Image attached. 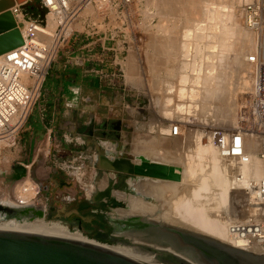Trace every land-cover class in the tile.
Masks as SVG:
<instances>
[{"label": "rangeland", "instance_id": "rangeland-1", "mask_svg": "<svg viewBox=\"0 0 264 264\" xmlns=\"http://www.w3.org/2000/svg\"><path fill=\"white\" fill-rule=\"evenodd\" d=\"M190 1V5L189 3L186 7L180 5V10L177 9V12H175V10L173 11L174 13H166L165 15L159 12L158 0H135V4L132 5L129 14V24L131 29L127 35L125 52H123L122 55L123 71L121 72V76H119V82L124 88L125 101L123 111H121L120 107V110H118L119 112L121 111V118H123V132L121 133L122 135L117 138H115L114 135L109 137L110 142L117 147L115 151L113 150L116 154L124 153L131 159H135V155H145L147 158L156 160V158L153 159L154 154L150 157H148L147 154L150 151H152L150 153H153L160 149H165L163 151L167 152L166 148L174 155V157H176L178 152L182 153L181 149L177 152L175 146V141L179 140H171V142L169 140L166 141L164 138H169L173 134L168 136L162 134L159 130L164 122L171 120L161 114V109L163 107L162 103L164 97L169 96V89L174 88L176 85V73L179 69L178 63H180V47L178 48L177 45L180 44L182 31L187 27L192 28L194 24L193 21L199 22L203 19L205 20L208 13L212 12L211 9L216 10L217 6L224 7L218 8L220 11L218 18H216L221 29H219V36L216 39L217 53H215L216 55L212 60L213 63L210 69L212 72L209 77L210 80L205 78L203 82L206 84L202 83V85H199L198 90H200L201 94L200 97L198 96L196 98L199 101L196 100L197 105L194 108L196 113L192 112L194 115L189 119V126L194 125V129L196 127L200 128V130L202 128L205 130L204 132L208 130L213 132L214 130L222 128L229 130L235 128V126L255 130V127L258 125L257 120L253 117L250 106V101L252 99L251 96L254 92L252 90L253 86L251 84V78L247 76L249 67L243 62V57L255 49L256 39L255 36L245 27L244 16L239 10V6L243 5L244 1L256 3L259 0ZM210 4L213 7H210ZM187 7L188 9H186ZM205 22H207V19ZM164 35L165 37L167 36V40L161 48V46H159V41ZM152 43L155 45L153 46ZM236 54H238V56L240 55V58L236 56ZM148 61L150 63H148ZM236 66L237 68L240 67L238 70L239 72L236 70ZM232 72L234 73L232 74ZM230 74L231 77L229 79ZM240 74L242 79L239 78ZM228 81H231V84H229ZM48 83L49 81L45 80V87L49 85ZM210 86L211 88L209 89ZM202 87L204 91L202 90ZM169 94L171 95L169 97L174 96L173 91ZM230 105L232 107V114L236 120H234L236 125L231 124V115L229 113ZM169 123H173V120ZM23 130L20 134H22ZM191 131V128L189 129L187 127L182 133V136H188L189 134L190 138V134L193 133ZM99 138L104 139L102 136ZM251 139L253 142H257L254 136H252ZM142 140L147 141V143ZM46 142L48 143L47 146ZM170 147L172 150H170ZM258 147L259 145L257 142L256 148L258 149ZM18 149L15 140L7 141L6 147L0 150V202L5 201L10 204L13 202L25 204L21 201L22 198L20 197V193L24 191L29 192L28 203L46 208L45 216L43 218L45 221L59 222L66 226L69 231H79L89 240H95L109 246H125L114 241H101L94 236L88 235L92 229L79 228L75 224L74 217H70L68 220H60L55 216L54 211H47L49 206L60 209L64 206V203L70 208L79 200L89 198L91 192L95 188H103V186L106 185V176L99 175L101 172L91 165V161L95 158L93 156V148L84 152H67L66 156L60 155L61 160H67L76 155L78 161L81 163L85 161L84 165L77 169L67 165L63 167L60 173H52L53 169L50 167L49 162L52 158V154H56V149L47 139H45L44 142L36 144L34 149L35 164L27 169V173L24 175L18 173V171L22 173L18 161ZM45 149H48L47 155L44 153ZM173 155L172 158H174ZM168 163H173L181 168V178L179 180V182H181L182 164L179 162L176 163L173 160L170 162L168 161ZM52 175L61 178L63 182L59 183L58 186H55L51 181ZM129 181L130 178H127V182ZM231 188L232 189H230V193H228L227 196V203H225L228 210H232V208L234 209L236 201L241 200V202H243L245 199L238 195L241 188ZM129 189V192L133 193L132 188L129 187ZM231 191L232 193L235 192L232 194ZM117 193L121 194L120 192L115 191L114 194L117 197ZM133 196L138 197L139 195ZM233 196L238 199H235V201L233 200L234 203L231 201ZM139 197L153 205L159 204L155 196L152 194L141 193ZM121 200L123 202L122 208H127L125 206L126 201L123 198H121ZM224 208L225 207L221 206L220 210H223ZM118 210V208H112L107 210V212L109 216L116 218L115 212H117L118 217H120ZM159 210L166 211L167 208L165 209V207H163L162 209L157 207L155 209L156 215H159ZM223 213L224 212H221L220 215L222 216ZM148 217L151 219L154 218L153 220L155 221L158 220H156L154 216L151 217L148 215Z\"/></svg>", "mask_w": 264, "mask_h": 264}, {"label": "bare ground", "instance_id": "bare-ground-1", "mask_svg": "<svg viewBox=\"0 0 264 264\" xmlns=\"http://www.w3.org/2000/svg\"><path fill=\"white\" fill-rule=\"evenodd\" d=\"M189 1L190 0H158L159 12L164 15L166 13H174L173 11L175 10V12H177V9L180 10V7L182 5H184L185 7L188 6ZM210 7L213 6L211 5ZM218 8L224 7L217 6L216 10L211 9L212 12H209L210 14L208 13L207 18H205V20L207 19V22H205L204 19V21L202 20L199 22L193 21L194 24L192 28H188L186 26L187 28L182 31L181 39L179 38L180 44L178 43L179 45H177L178 48L180 47V63H178L179 69L176 73V85L174 86V88L169 89L170 92H174V96L169 97L171 96L169 94L170 92H168L169 96H163L164 99L162 103L163 107L161 109V114L171 120H167L166 122H164L159 130L162 134L170 136L173 134V126L177 125L179 128L180 135H172L173 137L170 136L173 139L170 137H165L164 139L166 141L169 140L170 142L171 140H179L175 141V146L177 152L181 149L182 153L178 152L176 157H174V155L170 153V151H168L166 148L167 152L163 151L165 149H160L159 151L156 150L153 153H150L152 152L150 151V154H147L148 157L154 154L153 159L156 158L157 161L170 162L173 160L176 163H181L183 166L182 181L164 182L152 181L148 179L136 180L133 182L134 188L138 192H141L143 194L149 193V195H154L159 204L153 205L145 201L143 198H140L139 196L135 197L133 195H124L122 193H117L118 197L123 198L127 204L126 209H119L118 212L120 214V217H122L123 215H129L144 216L147 219H151L148 217V215L151 217L154 216L156 220L158 219L157 221L177 226L186 230H190L195 233L206 235L220 240L224 243H227L229 245H234V243L231 241L227 234L228 220H225L224 217H222L220 214L221 212H226L225 218H227L228 215H234L232 211L230 212L231 209H226L227 206L225 205V203H227L226 201L228 199V193H230L229 191L230 189H232L231 187L237 189L241 188L242 191V189L247 185L250 179L257 180L262 177L264 172V164L258 157L259 147L258 149L256 148L257 142H253V140L251 139L252 135L245 134L246 136L244 138V149L247 156H249V160L247 162H237L233 159H224L219 155V151L215 144L212 131L210 132L208 130L204 132L205 130H203L202 128L200 130V128L196 127L195 131L193 127L194 125L189 126V119L192 115H194V113L192 112H195L194 108L197 105L196 100L198 99L196 98L198 96L200 97L201 94L200 90H198L199 85H202V83H204L203 81L205 80V78H207V80H210L209 77L212 73L210 70L213 63L212 60L216 55L215 53H217L216 39L219 36L220 29V24L216 20V18H218L219 16L220 11ZM186 9H188V7ZM54 24V20L50 15L47 16L45 27L42 28L35 26L31 22H26L22 33L25 35L30 34L32 36V40L30 42V45L28 46V50L26 51V53L29 54L34 61L41 62L43 60L46 48L50 46L52 37L51 33L54 28ZM166 40L167 36L165 37V35L160 38L159 46H161V48L164 46ZM153 43L152 45L154 46L155 44ZM173 54L175 55V53ZM236 56H238V54H236ZM148 63L150 62L148 61ZM238 65L240 66L239 63ZM239 68H237L236 66L237 71L239 70ZM233 73L234 72H232V74ZM230 77L231 74L229 75V79ZM241 77L242 76L240 74L239 78ZM230 82L231 81H228L229 84H231ZM210 88L211 86L209 87V89ZM229 113L231 115V124L234 125L236 122H234L235 118L232 114L231 105L229 107ZM172 120L173 123L170 124L169 122H171ZM187 127L189 129L191 128V132H193L192 134H190V138L189 134L188 136H182V133ZM233 129L234 128H231L229 130ZM186 137L189 139H187ZM142 141L147 143V141L145 140ZM6 145L7 141L0 142V150L4 149ZM47 145L48 143L46 142V146ZM170 150H172L171 147ZM44 153L45 155H47L48 149H45ZM172 155L174 158H172ZM241 191L238 193L239 197L243 195V191ZM29 195V192L26 191L20 193V197L22 198L21 201H23V203L25 204L14 202L10 204L5 201H2L0 203L9 206L28 205L31 204L28 203ZM221 206L225 207L223 209L224 211L220 210ZM157 207H160L162 209L163 207H165V209L167 208V210H159V215H156L155 209ZM241 214L244 215V213ZM153 219L154 218H152L151 220ZM0 228L30 231L51 235H60L79 240L96 242L95 240L87 239L79 231L71 232L67 229L66 226L62 225L61 223L47 222L43 218H36L34 220L24 221H16L11 219L4 220L0 221ZM109 247L117 252L123 253L127 256L144 262L151 261V258L155 257L153 253L141 254L134 252L132 246L130 245H111Z\"/></svg>", "mask_w": 264, "mask_h": 264}, {"label": "built area", "instance_id": "built-area-1", "mask_svg": "<svg viewBox=\"0 0 264 264\" xmlns=\"http://www.w3.org/2000/svg\"><path fill=\"white\" fill-rule=\"evenodd\" d=\"M29 8L39 3L45 10L43 23L38 13L32 17L22 4L8 10L14 18L22 37L20 46L0 54V142L15 141L25 127L35 106L40 100L42 86L52 65L68 52L75 64L78 59L97 66L99 77L121 76L123 52L130 32L129 14L135 0H28ZM239 10L244 16L245 27L256 39L255 49L243 57L248 65L247 76L252 81L250 101L253 117L257 120L255 130L235 127L233 130L217 129L213 138L220 157L247 162L244 149L245 134L254 136L259 145L258 157L264 164V0L256 3L244 1ZM54 20L50 46L46 48L41 62L34 61L26 53L32 40L22 31L26 22L45 27L47 16ZM28 16V18H27ZM72 43L71 47L68 46ZM79 44L81 54L73 56V45ZM68 47V48H67ZM68 49V50H67ZM65 67V65H64ZM103 67L112 68L105 72ZM120 83V82H119ZM123 88V85L120 83ZM173 136L179 135L177 125ZM243 202L233 196V216L222 214L228 220L227 234L233 246L264 254V172L261 178L250 179L242 189ZM234 200V201H233ZM228 210V208H227ZM241 213H244L242 215Z\"/></svg>", "mask_w": 264, "mask_h": 264}, {"label": "water", "instance_id": "water-1", "mask_svg": "<svg viewBox=\"0 0 264 264\" xmlns=\"http://www.w3.org/2000/svg\"><path fill=\"white\" fill-rule=\"evenodd\" d=\"M27 1L0 0V54L21 45V34L8 9L22 4L23 10L27 11L30 6ZM34 7L42 24L45 10L39 3H34ZM96 159L99 161L97 168L130 176L128 183L133 193L120 192L124 195L140 196L141 193L133 186L136 180L172 182L181 178L178 165L143 155H135V159L130 160L123 153L119 157H109L100 151ZM45 211L46 208L34 204L9 206L0 203V220H34L44 218ZM72 213L78 211L73 210ZM103 223L100 229H106L114 221L105 219ZM117 223L118 231L113 234L125 239L114 242L130 245L137 253H153L155 257L144 262L97 241L0 228V264H264V254L245 251L215 238L144 216L123 215ZM88 235L94 236L93 230Z\"/></svg>", "mask_w": 264, "mask_h": 264}, {"label": "crops", "instance_id": "crops-1", "mask_svg": "<svg viewBox=\"0 0 264 264\" xmlns=\"http://www.w3.org/2000/svg\"><path fill=\"white\" fill-rule=\"evenodd\" d=\"M71 45L70 42L68 46ZM78 45L74 44L72 50L76 57L81 54ZM78 60L81 63L75 64L68 52H62L60 59L52 65L46 78L49 85L43 84L40 100L16 139L22 172L18 171L19 174H26L35 164L34 149L45 139L56 149L49 162L52 173H60L67 165L76 169L84 165L85 161L81 163L76 155L61 160L60 155L66 156L67 152L93 148L95 158L91 165L96 168L95 159L100 151L111 157L117 149L109 137L117 138L123 132L124 88L120 86L118 76L99 77L97 66ZM103 69L112 71L110 67ZM51 181L55 186L63 182L54 175Z\"/></svg>", "mask_w": 264, "mask_h": 264}, {"label": "flooded vegetation", "instance_id": "flooded-vegetation-1", "mask_svg": "<svg viewBox=\"0 0 264 264\" xmlns=\"http://www.w3.org/2000/svg\"><path fill=\"white\" fill-rule=\"evenodd\" d=\"M113 156L119 157L121 154L114 153ZM128 157V155L125 154ZM95 163H99L97 159H95ZM101 163V162H100ZM102 164V163H101ZM97 168V167H96ZM101 172L99 175L106 176V185L103 188H95L89 198H84L79 200L74 204V206L68 208L65 203L64 206L60 209L53 208L51 206L48 207L47 211H54L55 216L60 220H68L70 217H74L75 224L81 228L86 229L90 228L93 230V235L101 234L103 237H107L110 240L118 241L119 239H125L121 237H115L113 232L117 233L118 231V221H120V217L118 218V213L115 212L116 218L108 215L107 210L112 208L123 209V202L121 198H118L114 192H125L129 193V183L127 182V178H130L129 175L104 171L102 169L97 168ZM106 174H112L106 175ZM100 177V176H98ZM135 176H132L133 178ZM122 189V190H120ZM95 198V199H94ZM119 203V204H118ZM120 207V208H119ZM73 210H77L78 213H72ZM105 219H109L110 221H114L110 226L106 229H100L99 226H104L103 221Z\"/></svg>", "mask_w": 264, "mask_h": 264}, {"label": "trees", "instance_id": "trees-1", "mask_svg": "<svg viewBox=\"0 0 264 264\" xmlns=\"http://www.w3.org/2000/svg\"><path fill=\"white\" fill-rule=\"evenodd\" d=\"M27 13L31 15L32 17L36 16L37 15L36 8L28 9ZM94 237L101 241H107V242L112 241L107 237H103V235L101 234H95Z\"/></svg>", "mask_w": 264, "mask_h": 264}]
</instances>
